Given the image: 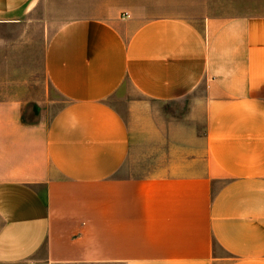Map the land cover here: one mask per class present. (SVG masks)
<instances>
[{"label": "crops", "instance_id": "1", "mask_svg": "<svg viewBox=\"0 0 264 264\" xmlns=\"http://www.w3.org/2000/svg\"><path fill=\"white\" fill-rule=\"evenodd\" d=\"M45 32L47 96L64 103L27 120L41 102L29 42ZM126 83L187 103L167 114L171 159L155 173L125 172L141 131L110 98ZM0 218L2 263L264 264V14L221 15L211 0H0Z\"/></svg>", "mask_w": 264, "mask_h": 264}, {"label": "rangeland", "instance_id": "2", "mask_svg": "<svg viewBox=\"0 0 264 264\" xmlns=\"http://www.w3.org/2000/svg\"><path fill=\"white\" fill-rule=\"evenodd\" d=\"M211 7L215 12L226 16L264 14V0H211ZM42 22V17L37 16L30 20L29 24L37 26L41 25ZM45 24L49 23L45 22ZM51 24L49 25L53 28ZM50 35V32H45L43 39H40L41 34L33 33L34 45L29 42L30 49H33V59L29 65L32 71H28L27 74L33 78L32 82H34L31 91L38 99H41V102L38 104L35 101H30L25 105V117L27 120H35L44 115L46 118H50L64 103V99L60 95L52 93V96H47L48 88L51 89V87L44 73L41 43H45ZM20 76L18 79H20ZM110 101L123 113L128 121L135 120L136 127L141 131L139 136L133 133L132 154L127 161L125 172L149 174L167 168V163L171 159L167 154V145L163 139L167 114L181 115L182 111L185 110L186 101L148 99L140 95L130 83H126L123 88L111 96ZM143 130L152 136L151 144L142 141L144 140L143 136L147 135L143 133ZM158 134H161V137L154 140L153 138ZM140 136H142V140ZM1 224L2 220L0 218V227ZM43 255V253H39L33 258L21 262H0V264H47Z\"/></svg>", "mask_w": 264, "mask_h": 264}]
</instances>
